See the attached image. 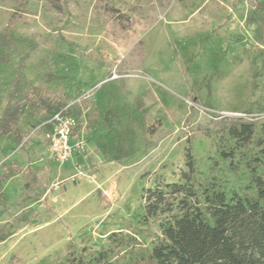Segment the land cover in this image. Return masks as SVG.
<instances>
[{"label":"rangeland","instance_id":"rangeland-1","mask_svg":"<svg viewBox=\"0 0 264 264\" xmlns=\"http://www.w3.org/2000/svg\"><path fill=\"white\" fill-rule=\"evenodd\" d=\"M262 1L0 0L9 38L0 44V116L18 76L80 121L64 162L51 156L42 120L16 119L21 145L0 137V175L6 163H29L41 184L31 202L21 199V177L0 184V223L13 232L0 264H73L99 253L123 264L150 249L177 212L146 217L144 192L182 183L187 152L196 187L255 196L264 44L251 19L261 22ZM241 123L253 125L248 142L228 135ZM125 133L131 155L113 160Z\"/></svg>","mask_w":264,"mask_h":264},{"label":"trees","instance_id":"trees-1","mask_svg":"<svg viewBox=\"0 0 264 264\" xmlns=\"http://www.w3.org/2000/svg\"><path fill=\"white\" fill-rule=\"evenodd\" d=\"M262 14L255 22L261 26V35L257 40L264 44V1L259 3L257 13ZM260 16V15H259ZM9 41L6 33L0 34V44ZM12 92L0 116V137H10L13 143L21 145L24 135L15 128L16 119L27 115L42 120L43 129L48 131L46 123L54 114L70 116L66 106L58 99H51L38 93L37 89L25 85L17 76ZM21 88V89H20ZM21 91V94L17 92ZM78 119L72 128V138L79 131ZM253 125L241 123L231 127L228 135L241 142H248L253 135ZM154 127L150 129V133ZM119 147L113 160L126 159L131 155L124 148L126 133L121 134ZM224 159L232 153L221 152ZM187 171L181 175L182 183L166 184L162 188L147 189L144 192V211L146 217L158 214H171L176 210L161 230V238L150 249L141 250L123 264H264V179L254 178L255 196L234 194L229 199L224 192L214 187L199 188L194 185V162L191 154H186ZM21 177L23 188L21 199L25 202L40 199V176L29 163L23 165L11 161L3 166L0 184L13 177ZM0 186V198H1ZM26 217L19 221L28 222ZM7 223H0V243L12 236ZM73 264H111L105 253H99L89 260L78 258Z\"/></svg>","mask_w":264,"mask_h":264},{"label":"built area","instance_id":"built-area-1","mask_svg":"<svg viewBox=\"0 0 264 264\" xmlns=\"http://www.w3.org/2000/svg\"><path fill=\"white\" fill-rule=\"evenodd\" d=\"M46 123L51 127L50 130H45L51 156L58 162H64L72 153L69 142L72 139L71 132L74 121L70 116L56 113Z\"/></svg>","mask_w":264,"mask_h":264}]
</instances>
